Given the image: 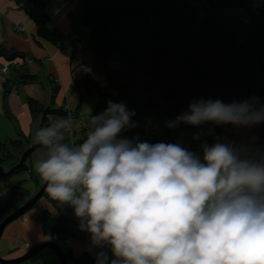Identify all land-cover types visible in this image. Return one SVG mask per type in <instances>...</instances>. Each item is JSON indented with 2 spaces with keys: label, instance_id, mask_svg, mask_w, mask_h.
I'll use <instances>...</instances> for the list:
<instances>
[{
  "label": "clouds",
  "instance_id": "obj_1",
  "mask_svg": "<svg viewBox=\"0 0 264 264\" xmlns=\"http://www.w3.org/2000/svg\"><path fill=\"white\" fill-rule=\"evenodd\" d=\"M133 116L126 103L108 101L96 115L89 109L82 142L68 139L71 117H56L32 136L43 149L33 168L48 196L69 206L89 234L95 264H264V150L256 138L215 137L196 152L182 141L122 135L137 127ZM262 122L264 98L200 97L164 125Z\"/></svg>",
  "mask_w": 264,
  "mask_h": 264
},
{
  "label": "trees",
  "instance_id": "obj_2",
  "mask_svg": "<svg viewBox=\"0 0 264 264\" xmlns=\"http://www.w3.org/2000/svg\"><path fill=\"white\" fill-rule=\"evenodd\" d=\"M15 1L21 4L23 0ZM82 3L81 27L88 30L98 64L77 84V89L82 94L96 95L91 115L102 112L108 101L124 102L129 110L135 111L132 119L137 123V127L122 133L124 136L139 135L141 140L152 143L177 142L183 141L184 130L198 129L211 141L229 131L237 143L255 137V146L264 150V122L242 129L212 124L199 127L181 124L169 129L164 125L196 98H218L226 103L253 96L264 98V0H82ZM29 4L28 15L37 26L36 38L58 45L62 36L49 25L46 0H29ZM226 9L243 13L242 26L226 18ZM116 53L121 55L120 68H108V57ZM0 56L17 64L18 60H25L24 55L2 46ZM21 69L15 67L11 74L18 73L24 84L37 82ZM100 77H104V84ZM59 90V85L54 87L52 103L47 108L37 100H27L33 120L41 117L40 126L47 125L50 116L68 117L71 112L80 115L77 113L80 106L75 112L52 108ZM85 136L82 133L76 142H82ZM27 143L1 137L0 163L4 164L1 166L10 169L17 165ZM189 150L193 151L190 147ZM30 158L15 174L32 173L27 164ZM13 175L0 176V185L7 189L4 196L11 197L7 203L0 202V223L21 207L18 201L23 193L27 195L23 182L17 185L10 182ZM32 178L36 180L34 175ZM32 197L27 195L29 200ZM43 199L59 214L66 213L78 222L69 206L58 205L47 192ZM41 225L43 234L50 239L54 235L59 238L71 235L66 222L49 210L43 211ZM66 253L74 264H95L87 252L80 256L69 250Z\"/></svg>",
  "mask_w": 264,
  "mask_h": 264
},
{
  "label": "crops",
  "instance_id": "obj_3",
  "mask_svg": "<svg viewBox=\"0 0 264 264\" xmlns=\"http://www.w3.org/2000/svg\"><path fill=\"white\" fill-rule=\"evenodd\" d=\"M46 2L45 14L49 25L63 36L58 45L36 38V23L28 16L29 0H23L21 4L15 0H0V46L9 52L15 51L24 55L25 60H18L20 64L17 67L22 68L23 73L37 79L36 83L24 84L16 72L9 76L4 75L1 71L8 61L0 56V136L2 139L17 140L20 135L32 138L35 130L40 126L41 117L33 120L27 100L31 98L43 104L45 108L50 107L53 89L57 85L60 90L54 98L52 108L63 107L75 112L80 106L77 113L86 119H88L89 109L92 114L95 108L96 95L82 94L77 89V84L98 64L89 35L81 29L82 0H46ZM19 25L24 26V32L17 30ZM74 35L79 38L73 39ZM110 58L111 56L108 57L107 66L113 68L109 67ZM98 79L104 84V77ZM5 87L8 91L6 97ZM2 131L12 133L8 137L2 135ZM197 132H199L198 129H187L181 135L184 146L187 145L193 151L199 152V145L202 141L211 144L215 137L209 141L201 134L199 139L193 140L192 136ZM216 137L235 139L234 134L229 131H224ZM31 172L33 173L32 170ZM32 173L31 178L34 175ZM41 182L36 178V188L31 189L32 191L24 188L29 198L35 196ZM25 194L23 193L20 197L18 207L23 206L29 200ZM44 210L51 211L54 217L66 222L71 233L65 237L69 241L66 246L74 256L89 253L87 251L90 244L89 234L79 230L78 222L66 213L56 212L46 200H40L38 205L25 215L27 220L20 218L5 228L0 240L5 243V254L8 252L4 258H20L34 245L46 241L52 242L50 237H46L42 231L41 221ZM53 253L55 255L54 264H61L57 254L54 251ZM90 255L95 259L92 254ZM69 264L74 263L69 259Z\"/></svg>",
  "mask_w": 264,
  "mask_h": 264
},
{
  "label": "rangeland",
  "instance_id": "obj_4",
  "mask_svg": "<svg viewBox=\"0 0 264 264\" xmlns=\"http://www.w3.org/2000/svg\"><path fill=\"white\" fill-rule=\"evenodd\" d=\"M29 16V15H28ZM225 16L226 18L231 21L232 24H235L236 26L240 27L242 26L241 24H243L245 22V16L243 15V13L240 11V10H237V9H226L225 10ZM75 36V35H74ZM73 36V39H75ZM63 39V36L61 37V41ZM60 41V42H61ZM59 42V43H60ZM110 66L109 67H113L111 69H119L120 68V63H121V55L119 53H116V54H113L111 55V58H110ZM23 67V66H22ZM70 110V109H69ZM69 114H73L74 117H78V118H84L85 119V122H86V128H84L83 130L80 131V135L83 133V134H86L87 133V119L84 117V116H80V115H76L74 113H69ZM55 119L54 116H50V118L48 119L49 122L51 120ZM82 127L81 126H78L77 128H80ZM2 135H10V133L12 132H9V131H2L1 132ZM10 137V136H8ZM13 137V136H11ZM5 139V138H4ZM69 140H71V136L68 137ZM17 140H22V141H28L27 143V148H29L30 146L34 145V143L32 142V138H29V137H26L23 135L20 136ZM26 148V149H27ZM15 151V149H14ZM42 153H43V149H40V150H37L36 152H34L32 155H31V158H30V161H28V166L31 168V170L33 171V174H34V178H38L39 181H42L41 178L38 176V174L35 172L34 168H33V165H34V162L41 158L42 156ZM6 162V161H5ZM9 162V161H8ZM2 163H0L1 165ZM4 166V164H2ZM9 169L5 168V171L7 172ZM10 182L13 184V185H17L18 183H21L23 182V187L26 189V190H29V191H32L31 189L34 190V188H36V183H35V180L33 178H31V173H29L28 171H22L18 174H15L11 177L10 179ZM45 184L44 181L41 182L40 184V187L38 189V191L43 187V185ZM4 190H7L5 186L3 185H0V202L2 201L3 203L9 199V197H5L4 196ZM3 195V196H2ZM11 199V197H10ZM9 199V200H10ZM8 200V201H9ZM44 200V199H43ZM8 201H6L5 203H7ZM12 201V200H11ZM15 212V211H14ZM13 213V212H12ZM10 215V214H9ZM25 215H23L21 218H24ZM7 217V216H6ZM20 219V218H19ZM52 240V239H51ZM51 242V241H50ZM4 246H5V243L4 241H1L0 242V257L3 258V259H6L4 258V256L7 255V253L5 254L4 252ZM61 250L66 253L68 251V248L67 246H62L61 247ZM67 255V253H66ZM68 257V256H67ZM59 259V258H58ZM69 260V258H68ZM55 263V255L53 253V251L49 250V249H44L42 250L41 252H39L38 254H36L34 257H32L31 259L27 260L26 262L22 263V264H54Z\"/></svg>",
  "mask_w": 264,
  "mask_h": 264
},
{
  "label": "water",
  "instance_id": "obj_5",
  "mask_svg": "<svg viewBox=\"0 0 264 264\" xmlns=\"http://www.w3.org/2000/svg\"><path fill=\"white\" fill-rule=\"evenodd\" d=\"M42 149L41 146L34 144L27 148L23 154L21 155L20 161L17 165L14 167L10 168L7 172L5 171V168L0 165V176L1 177H9L22 166L25 164L27 159L37 150ZM0 154H1V137H0ZM45 191V184L43 187L33 196L30 200H28L23 206H21L18 210L15 212L11 213L8 215L6 218L2 220L0 223V240L2 238L3 232L5 228L12 222L18 220L21 218L23 215L27 214L29 211H31L37 204L38 202L42 199ZM44 249H52L57 256L59 257L60 263L61 264H69L68 257L66 253H64L61 248L54 242L46 241V242H41L36 245H34L32 248H30L23 256L20 258L16 259H3L0 257V264H22L26 262L27 260L31 259L34 257L36 254L41 252Z\"/></svg>",
  "mask_w": 264,
  "mask_h": 264
},
{
  "label": "built area",
  "instance_id": "obj_6",
  "mask_svg": "<svg viewBox=\"0 0 264 264\" xmlns=\"http://www.w3.org/2000/svg\"><path fill=\"white\" fill-rule=\"evenodd\" d=\"M81 29L84 31V32H88V30L84 27H81ZM17 30L19 32H24L25 31V28L24 26H17ZM75 39H78L79 37L77 35L74 36ZM20 64V63H19ZM19 64H17L16 61H9L8 63H6V65L3 67L2 69V73L6 76H9L12 72V69L17 67ZM68 117H71L73 119V121L75 122V128L73 130V133L71 134V140H78L79 139V134H80V131L83 130L84 128H86V122H85V119L83 118H78V117H74L73 114H68ZM56 118V117H54ZM80 128H77L78 126H81ZM88 130V128H87ZM188 147V146H187ZM189 148V147H188ZM1 203H3L1 201ZM24 220H27V218L24 216ZM52 239V242L56 243L60 248L62 246H66L67 244H69V241L67 238H59L57 235H54L53 237H51ZM97 251H99V249H97Z\"/></svg>",
  "mask_w": 264,
  "mask_h": 264
}]
</instances>
